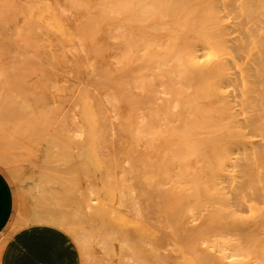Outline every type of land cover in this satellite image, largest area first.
Wrapping results in <instances>:
<instances>
[{
	"label": "bare ground",
	"instance_id": "1",
	"mask_svg": "<svg viewBox=\"0 0 264 264\" xmlns=\"http://www.w3.org/2000/svg\"><path fill=\"white\" fill-rule=\"evenodd\" d=\"M0 79L20 228L86 264H264V0H0Z\"/></svg>",
	"mask_w": 264,
	"mask_h": 264
},
{
	"label": "crops",
	"instance_id": "2",
	"mask_svg": "<svg viewBox=\"0 0 264 264\" xmlns=\"http://www.w3.org/2000/svg\"><path fill=\"white\" fill-rule=\"evenodd\" d=\"M14 209L13 187L0 170V233L11 222ZM78 260L69 236L46 225H32L16 231L1 255V264H78Z\"/></svg>",
	"mask_w": 264,
	"mask_h": 264
},
{
	"label": "rangeland",
	"instance_id": "3",
	"mask_svg": "<svg viewBox=\"0 0 264 264\" xmlns=\"http://www.w3.org/2000/svg\"><path fill=\"white\" fill-rule=\"evenodd\" d=\"M1 80L2 79H0V81ZM31 92H33V94L35 96H38V90H32ZM3 98H4V95H1V93H0V103L2 102ZM14 101H15V97L13 95H10L8 97L7 102L13 103ZM12 111H10V112L9 111H7V112L6 111H3V112L0 111L1 115H2L0 117V151L5 153L4 157H5V160L7 163V165L6 164L0 165V170L9 179V181L13 187L14 197H15V209H14V213H13V217L11 219V222L9 223L7 228L0 233V264H1V255H2L3 248H4L5 244L7 243V241L11 238V236L16 231L22 229V228H20L21 221H22L24 215L27 214V210H29L31 207L34 206L31 203H33V199L38 194L37 193L38 190L36 189L37 184L35 186H33L35 181L34 182L25 181L27 179L32 180V178H30L32 175L30 169L32 170V168H30L28 166L27 169L28 168L29 169L24 171L26 173V175L29 176V178H27L25 175V180H23L24 177H22L23 172H21L20 176L17 177V179H18L17 180L11 176L10 171H9V168L14 169L13 166L18 165L19 163L23 164V161H24V164L29 165V163H30V151H31V147L29 146V143L27 141L23 140L21 137L15 136L14 133L12 132V129L10 128V123H13V121H14V120H12V116H11ZM18 116H20V113L18 114ZM7 122L9 123V125H5V126L1 125L3 123H7ZM27 143H28V147H27ZM41 146L42 145H38L37 148H40ZM15 160H18V161H15ZM23 176H24V174H23ZM30 182L33 183V185H30L31 184ZM28 198H29V200L31 199L30 201H32V202H30L28 200ZM27 200L29 202H27ZM23 212H24V214H23ZM75 219H76V216H75ZM67 235L69 236L74 247L76 248V251H77V254L79 257L78 264H86V262H85V261H87L86 259H90V258H88L90 256L89 253H83L82 250L80 249V247L78 246V244L72 239V237L69 234H67ZM87 254L89 256H87ZM91 259H93V257ZM93 261H94V259H93ZM90 263H92V261L91 262L89 261V264ZM95 263H97V262H93V264H95Z\"/></svg>",
	"mask_w": 264,
	"mask_h": 264
}]
</instances>
